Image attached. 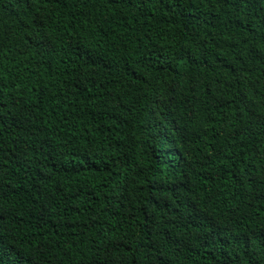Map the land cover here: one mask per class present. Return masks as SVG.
<instances>
[{"label":"trees","instance_id":"obj_1","mask_svg":"<svg viewBox=\"0 0 264 264\" xmlns=\"http://www.w3.org/2000/svg\"><path fill=\"white\" fill-rule=\"evenodd\" d=\"M0 264H264V0H0Z\"/></svg>","mask_w":264,"mask_h":264}]
</instances>
